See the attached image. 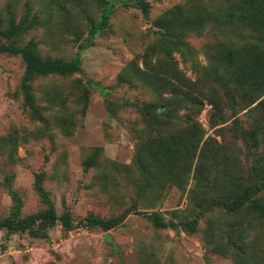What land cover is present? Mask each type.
<instances>
[{
  "label": "rangeland",
  "instance_id": "obj_1",
  "mask_svg": "<svg viewBox=\"0 0 264 264\" xmlns=\"http://www.w3.org/2000/svg\"><path fill=\"white\" fill-rule=\"evenodd\" d=\"M102 1L0 0L1 26L27 10L34 18L15 44L30 41L42 58H71L87 19L104 9L108 16L107 29L80 50L76 72L31 81L44 121L22 107V61L0 54V219L11 214L12 195L20 199L18 217L43 209L32 187L38 171L57 215L67 211L76 222L126 214L104 231L55 224L46 239L0 230V264H235L226 233L237 221L249 224V241L264 253V222L245 209L206 207L252 184L264 163V94L254 99L247 87L223 88L212 76L233 75L241 64L251 75L264 69L252 32L212 18L219 10L229 15L237 0ZM137 1L146 2L147 19ZM196 13L209 18L184 26ZM76 81L87 88L83 112ZM149 102L155 110L144 115L139 107ZM171 150L168 172L162 162ZM88 157L92 164L83 170ZM151 211L165 221L201 214L187 232L153 227L144 215Z\"/></svg>",
  "mask_w": 264,
  "mask_h": 264
},
{
  "label": "trees",
  "instance_id": "obj_2",
  "mask_svg": "<svg viewBox=\"0 0 264 264\" xmlns=\"http://www.w3.org/2000/svg\"><path fill=\"white\" fill-rule=\"evenodd\" d=\"M105 4L104 0L101 2ZM137 5L141 10L142 16L147 19L148 7L146 2L137 1ZM228 11L220 12L219 15H213V20H221L224 22L238 23L241 29L248 30L253 33L254 40L257 41L253 48L262 54L264 49L259 47L258 44L264 43V0H237L227 6ZM102 10V9H101ZM28 10L24 12L21 18L15 20L12 16H8L4 26L0 25V54L7 53L10 55H17L23 64L22 74L19 80V91L21 93L22 107L27 109L33 118L40 121H44L41 114L33 104V97L31 93V81L38 76L59 75L65 76L74 73L79 68V52L81 49L91 46L93 43L92 37L100 30L107 29V13L104 9L98 19H87L86 37H84L78 44L75 54L69 59L62 58H49L40 57L35 51L30 41L23 44H15L28 29L34 25V18H27ZM209 17H205V19ZM204 15L196 13L191 19L185 20L186 27L192 28L203 24ZM179 21V20H176ZM80 34L75 33V37L79 38ZM226 47L225 49H227ZM230 49L233 50V47ZM231 50V51H232ZM227 51V53H231ZM241 75L237 76L236 74ZM227 77H223L214 72L213 80L219 83L223 88L227 87L230 83L233 85H239L241 87H247L250 91L254 92V99L264 94V69L254 72L252 75L249 70L245 69V65H239L233 73ZM237 77H236V76ZM231 76L236 77L233 78ZM240 77V78H239ZM77 84L82 85L80 98L82 100V106L80 111L83 112L87 105V88L80 81H76ZM250 102L244 100V105ZM142 114L148 115L151 111L155 110L154 105L149 102L139 107ZM250 137L254 139L253 131H250ZM192 151L195 149L197 140L192 137L191 139ZM172 151V154L170 153ZM167 152L163 157L164 169L168 172L171 171V155L173 156V150ZM200 158V153L198 155ZM160 160V159H159ZM158 162V161H156ZM92 164L91 157H88L83 165V170H86ZM170 170V171H169ZM193 178L195 185L199 186L202 183L201 171L195 167ZM42 172L38 171L33 176L32 187L35 193L38 195L39 201L43 204V209L29 213L23 217H18L17 213L20 207V199L12 195L13 209L11 214L4 216L0 219V230H4L6 235L27 232L31 237L47 238V231L55 224H59L63 229L70 230L75 227L85 228H98L100 230H108L116 227L120 224L126 214V210L108 218H101L96 216L87 215L79 221L73 222L70 220L67 211H63L60 215H57L54 211L53 203L51 202L47 192L42 186ZM260 192H264V163L262 168L257 171V179L252 184L239 185L236 189L230 190L222 194L220 199H210L206 207L215 206L224 210L226 213L234 214L245 209L248 213L254 215L262 222H264V194L258 195ZM201 211L195 213L188 220H163L159 213L151 211L145 213V217L153 227L164 228L173 227L183 231H194L197 224L198 216ZM230 228V231L226 233V239L231 248V258L235 264H264V253L259 251V248L253 246L249 241L248 231L249 224L243 225L241 221H237Z\"/></svg>",
  "mask_w": 264,
  "mask_h": 264
}]
</instances>
